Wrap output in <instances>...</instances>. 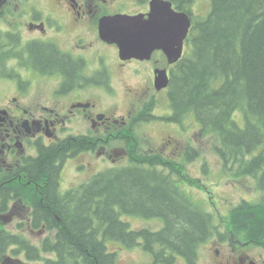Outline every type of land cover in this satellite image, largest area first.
I'll return each instance as SVG.
<instances>
[{"label": "flooded vegetation", "instance_id": "1", "mask_svg": "<svg viewBox=\"0 0 264 264\" xmlns=\"http://www.w3.org/2000/svg\"><path fill=\"white\" fill-rule=\"evenodd\" d=\"M150 3L151 0H0V88L13 90L6 100L0 93V264L96 261L89 257H61L58 251L52 253L44 248L46 243L59 244L61 240V217L55 212V223L41 213L50 205L47 202L53 181L48 173L30 175L36 168L33 162L45 150L64 153L53 163L54 194L56 203L64 208L63 214L66 207L73 212L83 205L89 187L100 188L111 169L121 172H117L118 177L135 172L148 178L142 168L151 163L141 159V132L136 133L135 128L145 117L150 123L170 118L172 108L164 98L169 87L161 97L151 94L157 92L156 71L166 70L171 83L179 64H171L161 49L148 59H122L118 45L105 40L101 28L108 16L141 15L147 20ZM174 9L182 12L175 5ZM152 39L156 44L158 37L152 34ZM189 46L186 39L182 62L188 59ZM119 92L125 96L113 101ZM135 107H140L141 112H134ZM160 111L165 116L159 115ZM190 147L194 146L170 137L162 151L169 154L171 161L162 164H172L174 170L186 167L176 157ZM149 151L155 152L152 148ZM66 162L73 167L74 179L62 181ZM176 195L179 198L177 190ZM105 197L95 196L87 213H94V202ZM215 209L224 220L227 214L218 206ZM125 212L134 214L119 211L126 217ZM87 217L94 227L96 220ZM119 221L127 227L119 235L120 243L141 244V236L135 237L141 231L132 228L125 218ZM255 222L262 221L258 216L250 221L248 227L252 226L254 233ZM212 229L202 236L203 252L198 248L197 256L189 261L194 255L192 250L178 251L180 256L173 264H201V254L207 257L208 264H264L261 234L241 237L236 225L227 224H216ZM23 232L36 235V239L45 238L35 245ZM163 258L166 263L170 261L167 256Z\"/></svg>", "mask_w": 264, "mask_h": 264}, {"label": "trees", "instance_id": "2", "mask_svg": "<svg viewBox=\"0 0 264 264\" xmlns=\"http://www.w3.org/2000/svg\"><path fill=\"white\" fill-rule=\"evenodd\" d=\"M171 1L178 7L195 2ZM211 1L210 14L193 27L190 35L193 48L189 62L181 64L179 70L173 73L169 100L174 116L169 120L181 122L185 116L195 118L200 128L202 126L203 131L214 140V149L223 162V176L237 183L252 181L264 190V0ZM236 112L243 117V127L239 126V117L235 119ZM201 137L204 136L201 134ZM43 153L33 162L36 168L30 175L49 174L53 181L47 202L50 205L41 213L52 217L55 223V212L61 217L58 225L61 240L59 244H44L46 251H58L61 257L96 259L93 264H115L117 253L109 252L104 241L120 240L119 235L127 229L120 223L116 210L132 211L147 219L165 220L166 229L160 233L142 231L135 234V237H143L144 248L149 252L154 251L153 245L157 243L171 244L174 252L193 250L192 244L202 241L208 226L212 225L209 214L205 215L190 203L182 202L176 190L168 184L149 180L135 172L124 176L120 174L121 177L117 174L120 171L110 172L100 188L89 187L83 205L73 212L66 207L67 212L63 214L64 208L56 203L54 194L56 168L53 163L64 153L58 149ZM141 159L145 158L142 156ZM142 172L159 175L158 171L144 167ZM177 175L186 181L182 173ZM206 179L211 181L209 176ZM177 181L179 183L180 179ZM104 195L105 199L94 202L95 212L87 213L93 198ZM252 206L244 204L241 208L251 211L249 214L264 210L262 204ZM240 215L234 213L232 223L241 229H248V226L238 222ZM87 216L96 220L94 227H91ZM254 228L257 236L264 235V222L263 228L259 222L254 223ZM103 231L107 238L100 240L97 233ZM156 254L164 261L161 250Z\"/></svg>", "mask_w": 264, "mask_h": 264}, {"label": "rangeland", "instance_id": "3", "mask_svg": "<svg viewBox=\"0 0 264 264\" xmlns=\"http://www.w3.org/2000/svg\"><path fill=\"white\" fill-rule=\"evenodd\" d=\"M210 8H211L210 0H195L192 6L191 12L194 16L195 21H197V25L200 24L202 21H204L208 17V15L210 14L209 13ZM115 88L117 91V84H115ZM12 91H13L12 88H5V87L0 88V93L4 100H6L11 95ZM163 93H164L163 90L161 92L152 93L151 97H156V96L161 97ZM122 96H125V95H121L120 92L119 94L117 93L116 97L113 98V101H117ZM102 101L106 103V100L104 98ZM121 111H124V107H122ZM134 112L140 113L141 112L140 107H135ZM237 116L239 117V120H240L238 121L239 126L243 127L244 125L241 122L243 120L242 115H239L236 112L235 119L237 118ZM158 117L162 118V116H159V115ZM169 122L171 123V121ZM135 124L136 122L133 125ZM181 125L184 127L183 128L184 131H181L180 134H178L177 136H174V135L167 136L162 133H171V132L177 133V130H175L177 127L169 126L166 124H161L159 122L149 124L147 120L141 122V124L138 125L137 128L135 129H136V133L141 132V134L138 136L139 138L142 139L141 141L142 151L147 150L148 148H152L155 151L162 150V147L167 144V139H170L169 138L170 136H173V138L183 139L184 142L191 143L194 146L192 148L197 149L200 152L196 154V157L200 156L199 158L195 159L193 162H191V164H186L187 172L190 178L192 177L193 179H195V177H197L201 179L202 180L201 188H206L207 192L210 194L208 196L214 199L216 202H218L217 197H215L216 194L226 197L224 202H223V199L219 200L220 208L222 209L224 214H227L232 207L237 206L243 200H249L250 202L262 201V199L264 198V193L259 194V192L256 191V189L254 192L241 185L229 184L227 182L216 184L214 182L207 181L206 176L209 173L217 172V168H218L219 154L216 151V149L214 150L211 144V142L214 140L211 135L202 133V130H201V134L207 139H203V138L199 139L197 125L194 122L193 117L191 116H185L182 119ZM188 130H190V134H188ZM171 140H174V139H171ZM198 146H200V148H195ZM231 154H233L232 151H231ZM68 167H70V170L68 169ZM72 169L73 167L70 164H67L66 162L63 168V171H62V181H68L70 179H74V174H73ZM77 177L79 176L77 175ZM189 184L193 186L192 182H189ZM182 191L188 196V190L185 187L182 189ZM193 192H194V195L197 197L199 203H201V200L205 198L204 194L201 192V198H200L199 191L193 190ZM212 209L214 211L212 220H213V224L215 225L216 222L219 220V216L216 215L217 210L215 209L213 205H212ZM255 216H256V213L249 214L247 212H244L238 217V222L241 225L250 226V221H252ZM123 218L125 217L121 216V220H123ZM137 219H140V218L134 217L133 219L132 217H126L125 221L131 222L132 228H137V229L147 227L152 230H158L159 228L162 227V222L159 220H152L147 223V222H144L146 220L141 221ZM224 219H225L223 220L224 224L234 226L233 223L228 224V222H226V217ZM242 220L244 222H242ZM19 221L20 220H18V222ZM236 230L240 236H246L248 234V230L246 229H241L239 227H236ZM22 234L28 239H33L32 242L35 245H40L42 239L45 238V237H42L40 239H36L35 238L36 235H32L29 232H23ZM99 239H101V236L99 237ZM109 242L110 240H105L104 244H107ZM110 245L112 246L108 247V251L118 253L116 264H150L151 263L150 255L148 253L145 254L140 249L142 248L141 246H136V247H132L131 249H129L124 244H120V245L110 244ZM199 250L200 252L203 251L202 246L199 247ZM1 254H2V248L0 246V255ZM201 264H208L207 257L202 256V254H201Z\"/></svg>", "mask_w": 264, "mask_h": 264}, {"label": "water", "instance_id": "4", "mask_svg": "<svg viewBox=\"0 0 264 264\" xmlns=\"http://www.w3.org/2000/svg\"><path fill=\"white\" fill-rule=\"evenodd\" d=\"M166 4L170 12L166 25L168 26L169 34H173V49H167L165 46L156 45L152 39V26L156 22L154 21H131L125 19L124 21H113L120 25V29L109 27L105 29L106 36L110 41H116L120 48V56L123 59L127 57H149L144 56L146 53L150 54L156 48H164L170 58V61H177L181 56L182 42L187 36L190 29V20L187 15L172 13L171 3H165L163 1L156 0L153 6H160ZM168 86V79L165 72H160L159 77L156 79L155 87L157 90H161Z\"/></svg>", "mask_w": 264, "mask_h": 264}, {"label": "bare ground", "instance_id": "5", "mask_svg": "<svg viewBox=\"0 0 264 264\" xmlns=\"http://www.w3.org/2000/svg\"><path fill=\"white\" fill-rule=\"evenodd\" d=\"M201 130H202V133L206 134V132L203 131L202 126H201ZM197 153H200V152L197 149H194V148L190 147V148H187L185 152L178 154L176 159L180 163L181 166H185L186 164H191V162H193L195 159L200 157V156L196 157ZM181 177L182 176H180V175L176 176L177 180L180 179L179 183L183 184V185L186 184V181H184V179L182 180ZM181 180H182V182H181Z\"/></svg>", "mask_w": 264, "mask_h": 264}]
</instances>
